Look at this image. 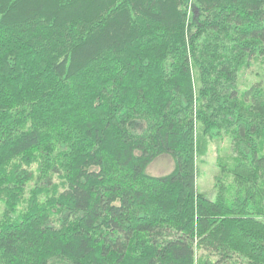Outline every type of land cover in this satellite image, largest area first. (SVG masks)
<instances>
[{"label":"trees","instance_id":"obj_1","mask_svg":"<svg viewBox=\"0 0 264 264\" xmlns=\"http://www.w3.org/2000/svg\"><path fill=\"white\" fill-rule=\"evenodd\" d=\"M0 206V264H264V0H0Z\"/></svg>","mask_w":264,"mask_h":264},{"label":"rangeland","instance_id":"obj_2","mask_svg":"<svg viewBox=\"0 0 264 264\" xmlns=\"http://www.w3.org/2000/svg\"><path fill=\"white\" fill-rule=\"evenodd\" d=\"M257 62H253L251 67L241 73L240 81L247 83L245 88L252 83L262 80L263 72L257 68ZM249 83V84H248ZM230 152V144L227 139H217L208 145L207 153L197 158L196 162V190L210 200H215L216 190L214 188V180L219 175L217 167V159L228 155ZM174 169V162L170 156L162 155L156 158L147 168L146 173L155 177L166 176ZM0 206V210H1Z\"/></svg>","mask_w":264,"mask_h":264}]
</instances>
